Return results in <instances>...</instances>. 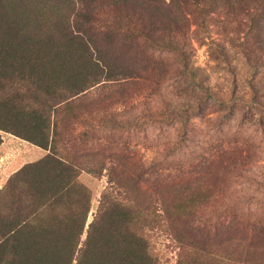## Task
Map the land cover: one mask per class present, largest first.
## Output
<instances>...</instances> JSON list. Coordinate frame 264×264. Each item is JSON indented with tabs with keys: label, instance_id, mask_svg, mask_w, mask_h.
Instances as JSON below:
<instances>
[{
	"label": "rangeland",
	"instance_id": "obj_1",
	"mask_svg": "<svg viewBox=\"0 0 264 264\" xmlns=\"http://www.w3.org/2000/svg\"><path fill=\"white\" fill-rule=\"evenodd\" d=\"M238 3L194 15L185 29L187 70L179 55L151 51L153 60L141 65L150 71L145 80L96 86L79 107L84 120L67 117L60 126L57 155L93 170L78 177L91 193L89 220L112 171L122 194L130 190L126 200L152 218L145 228L157 264H264V24L260 37H244L249 20ZM0 135L1 189L48 150ZM138 175L148 178L141 190ZM187 204L196 208L190 217L182 213ZM222 222L227 232L203 228Z\"/></svg>",
	"mask_w": 264,
	"mask_h": 264
},
{
	"label": "trees",
	"instance_id": "obj_2",
	"mask_svg": "<svg viewBox=\"0 0 264 264\" xmlns=\"http://www.w3.org/2000/svg\"><path fill=\"white\" fill-rule=\"evenodd\" d=\"M246 1L253 10L241 6ZM227 2L0 0V132L48 150L0 189V264H157L147 208L126 200L130 190L122 194L124 185L111 171V186L89 220L91 193L78 177L93 170L58 156L55 143L64 118L84 120L79 107L89 90L107 81L145 80L150 71L141 65L153 60L151 51L179 55L187 70L192 44L185 29L203 6L217 12ZM235 2L249 20L244 37L259 36L264 0ZM93 122L101 131V120ZM146 177L138 175V189ZM182 207L187 217L196 209ZM219 226L228 231L227 223L212 231L203 224L214 234Z\"/></svg>",
	"mask_w": 264,
	"mask_h": 264
}]
</instances>
